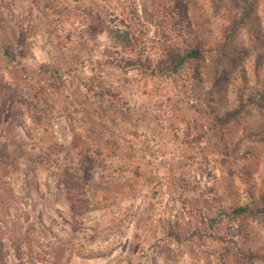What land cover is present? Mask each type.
Listing matches in <instances>:
<instances>
[{
  "label": "rangeland",
  "instance_id": "rangeland-1",
  "mask_svg": "<svg viewBox=\"0 0 264 264\" xmlns=\"http://www.w3.org/2000/svg\"><path fill=\"white\" fill-rule=\"evenodd\" d=\"M250 2L189 0L204 58L161 77L195 36L152 0H0V264H54L65 243L69 264H264V215L232 214L264 209V91L247 100L264 0ZM243 4L255 22L218 52ZM130 58L150 70L120 69Z\"/></svg>",
  "mask_w": 264,
  "mask_h": 264
},
{
  "label": "trees",
  "instance_id": "trees-1",
  "mask_svg": "<svg viewBox=\"0 0 264 264\" xmlns=\"http://www.w3.org/2000/svg\"><path fill=\"white\" fill-rule=\"evenodd\" d=\"M188 1L189 0H167L166 1L167 3L166 4L164 3L163 7H159V4L156 2H160V0H152V4H154V7L156 6L155 4H157L154 10L155 13H159L160 8H161L162 11L164 10L166 12L165 15H172V17L175 19L176 22L178 20H180L181 22L183 21L185 22L187 20L188 26H189L188 29H190L193 35L195 36V39H193V41L191 42L187 41L185 43L186 46L184 47L183 51L180 49L169 51L167 57L163 59L162 61H160L159 64H157L156 70H152L153 73H158L161 77H169L171 75L178 74L186 67V65L196 66L197 63H199L204 58L205 51L202 48V42L196 36L197 27L192 26L191 18L188 15V8H187ZM243 1L249 4L251 3L250 0H243ZM145 10L147 13L148 12L147 8ZM151 15L152 17L155 16V14H151ZM177 15L180 16L179 17L180 19L178 20L176 19ZM236 17L237 18L233 20V24L230 27L227 25L226 26L222 25L220 27L219 33L221 34V40L215 41L216 48H219L218 52H223L225 48L232 46L233 37L239 34V32L242 29H250V25L255 22V19L249 16V5L246 6V4H243V11L241 13H238ZM103 29L104 27L101 30ZM106 30L107 28L105 27V30L103 31L105 32ZM178 30L180 29L178 28ZM107 32H109L111 39L113 41V46L115 48H120L122 49V51H125L127 48L132 47L131 42H132L133 37H131L132 32L130 28L127 27L126 29L122 30L120 28L114 27V28H109ZM4 55L10 60V62H15L17 59L16 55L9 50H5ZM122 62L124 63H121L119 68L122 69L123 71L130 70V68H141V67L143 69L147 68V70H150L148 67H145L142 64L140 59L138 60L131 59V58L123 59ZM254 75H255L254 76L255 85L252 87L251 92L249 93L247 97V100L249 103L258 102L257 100L253 98V96L258 95V94L261 95L264 91V74H261L260 65L258 64L256 65V70H255ZM243 79L246 82L245 75H243ZM217 81H219V78L217 79ZM245 84H247V82ZM244 90H245V87L244 89H242V91ZM241 105H244V103L242 102ZM240 109L243 110V106ZM240 109L236 108L233 111L226 112L220 117L215 116V118L216 120H219V121L231 122L232 120H234L235 116L239 114ZM244 130L247 131L249 130V128L245 127ZM254 132L256 134L258 133V131L256 130ZM250 135H254L253 132H250ZM1 162L3 163L8 162V158L0 150V164ZM10 191L11 189L9 188V193ZM261 200L262 202H264V196L261 197ZM8 209L11 210V208H8ZM71 209L75 210V207L72 206ZM258 213H262V215H264V209L260 211L259 209H253V207L251 206H244V207L238 206L232 209V214L234 217H240L243 215H256ZM74 229L76 228L74 227ZM7 240L12 244L13 248L15 249V252L17 253V256L21 259V255H20L21 248L18 245L20 239L7 237ZM72 246H73L72 244L70 245V244L65 243L57 247V249L55 248L52 249V251L47 254L49 258L55 260L56 263L54 264H62V262H65L64 264H69L72 261V258L75 255H78L76 251H73Z\"/></svg>",
  "mask_w": 264,
  "mask_h": 264
}]
</instances>
